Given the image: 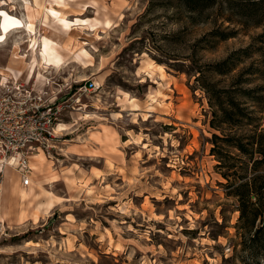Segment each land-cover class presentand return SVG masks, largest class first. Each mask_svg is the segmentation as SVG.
<instances>
[{"label":"rangeland","instance_id":"obj_1","mask_svg":"<svg viewBox=\"0 0 264 264\" xmlns=\"http://www.w3.org/2000/svg\"><path fill=\"white\" fill-rule=\"evenodd\" d=\"M0 9L24 24L0 45V67L16 46L30 56L40 36L65 58L62 71L47 75L51 85L14 75L3 85L0 76V98L20 86L43 92L61 101L60 125L70 127L46 152L50 194L39 190L23 207L0 192V264L251 262L236 237L238 203L211 152L213 135L222 134L196 81L201 72L231 86L212 65L247 47L251 35L214 40L209 33L224 23L217 13L192 14L176 0H0ZM28 14L36 15L33 33ZM244 103L264 129V108ZM96 131L114 139L88 145ZM50 198L54 209L35 224L31 214Z\"/></svg>","mask_w":264,"mask_h":264},{"label":"trees","instance_id":"obj_2","mask_svg":"<svg viewBox=\"0 0 264 264\" xmlns=\"http://www.w3.org/2000/svg\"><path fill=\"white\" fill-rule=\"evenodd\" d=\"M176 1L192 14L217 13L216 19L224 23H215L209 33L214 40L251 35L247 47L212 65L211 73L231 78V86L219 87L201 72L196 81L208 95L210 125L222 134L213 135L211 152L227 180L226 195L238 203L236 237L251 259L244 262L264 264V129L256 111L244 103L250 102L258 112L264 108V0Z\"/></svg>","mask_w":264,"mask_h":264},{"label":"bare ground","instance_id":"obj_3","mask_svg":"<svg viewBox=\"0 0 264 264\" xmlns=\"http://www.w3.org/2000/svg\"><path fill=\"white\" fill-rule=\"evenodd\" d=\"M35 14H28L27 23L25 28L29 33H33L35 29ZM63 26L68 27L69 24L63 19ZM110 24L108 20L105 21V25ZM23 20L19 17L11 14L10 12L0 9V45L7 42L10 35L23 27ZM31 55L25 56L21 52H13L11 61L5 67H0V76L3 77V85L11 79L12 75L16 78L24 77L28 82L35 80L40 85H51V80L47 76L50 72H60L65 68V58L56 48V42L48 36H40L39 39L34 38L31 40ZM29 58V61L26 60ZM158 69L161 74L165 73L163 66L159 65ZM70 127L61 124L56 129V134L59 135L64 131H69ZM101 132H90V138L88 145L96 144L100 147L101 143L109 144L114 139V136L103 135ZM50 157L46 153L41 152L30 157V167L33 170L31 176V184L28 187H24L20 178L15 179L14 176L6 172L7 176L3 182H0V192L7 190L10 198L13 202H17L20 205L28 206L38 200L41 195L49 193L44 185L50 183L54 178L50 171L49 165L51 164ZM70 184L77 186L78 181L70 179ZM82 187V186H79ZM50 194V193H49ZM55 205L50 198L45 204H40L35 211L31 214L32 220L35 224L40 222V214H48L54 209ZM26 210L22 211V217H26Z\"/></svg>","mask_w":264,"mask_h":264},{"label":"built area","instance_id":"obj_4","mask_svg":"<svg viewBox=\"0 0 264 264\" xmlns=\"http://www.w3.org/2000/svg\"><path fill=\"white\" fill-rule=\"evenodd\" d=\"M60 102L24 86L0 98V178L9 172L30 186V157L48 152L55 141L65 110Z\"/></svg>","mask_w":264,"mask_h":264}]
</instances>
